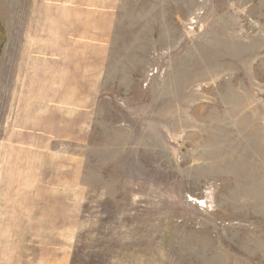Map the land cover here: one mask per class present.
Wrapping results in <instances>:
<instances>
[{
	"label": "rangeland",
	"instance_id": "1",
	"mask_svg": "<svg viewBox=\"0 0 264 264\" xmlns=\"http://www.w3.org/2000/svg\"><path fill=\"white\" fill-rule=\"evenodd\" d=\"M0 264H264V0H0Z\"/></svg>",
	"mask_w": 264,
	"mask_h": 264
},
{
	"label": "bare ground",
	"instance_id": "2",
	"mask_svg": "<svg viewBox=\"0 0 264 264\" xmlns=\"http://www.w3.org/2000/svg\"><path fill=\"white\" fill-rule=\"evenodd\" d=\"M228 145H229V144H228ZM228 145H227V146H228ZM245 155H246V154H245Z\"/></svg>",
	"mask_w": 264,
	"mask_h": 264
}]
</instances>
